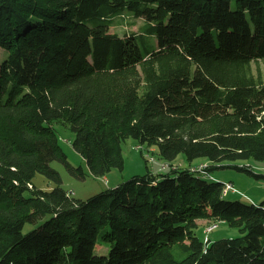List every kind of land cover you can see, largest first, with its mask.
<instances>
[{
    "label": "trees",
    "instance_id": "16d2710c",
    "mask_svg": "<svg viewBox=\"0 0 264 264\" xmlns=\"http://www.w3.org/2000/svg\"><path fill=\"white\" fill-rule=\"evenodd\" d=\"M124 12L142 35L110 32ZM0 50V264H264V201L228 200L224 183L173 166L80 200L51 166L86 176L60 124L95 177L124 170L134 139L169 163L264 178L221 165L264 161V0H0ZM201 219L241 236L205 243Z\"/></svg>",
    "mask_w": 264,
    "mask_h": 264
},
{
    "label": "rangeland",
    "instance_id": "374dc122",
    "mask_svg": "<svg viewBox=\"0 0 264 264\" xmlns=\"http://www.w3.org/2000/svg\"><path fill=\"white\" fill-rule=\"evenodd\" d=\"M90 24L92 23L90 22ZM144 24L145 21L143 18H136L132 14L124 12L121 15H117L112 18L110 32L117 33L118 35L123 37L133 33L136 35H142ZM148 39V50L152 51L157 48V40L152 37H149ZM142 51L143 53H146L145 47H142ZM0 55H4L2 50H0ZM56 129L59 134L60 144L68 155L69 161L75 167L82 166L86 176L85 178L73 176L69 172L67 167L63 163L58 161L51 163V166L53 169L59 172L62 178V187L67 192L71 193L72 197L80 200H87L109 188L116 187L122 183L129 181L134 176L144 175L147 173V171L164 173L168 172L171 166H173L174 169L178 167L188 169L189 167L191 168L190 165H196L201 161L203 163L197 166L203 164H208L209 166V161L204 158H199L194 160L193 162H190L184 154H180L173 163H169L160 158V156L158 155L157 147L148 148L146 145H142L137 140L128 139L122 143L123 156L125 159L124 170L121 171L119 169H113L106 176L95 177L89 171L82 156L78 154L72 146V141L75 134L72 133L70 129L60 124H56ZM164 165H170V168H163ZM221 165H247L251 167L255 174L264 175V161H256L254 159H250L247 161H240L236 163L223 162L221 163ZM212 176L216 181L222 183H231L237 188V190H239V194L234 195L231 193L229 196H227L228 200H240L245 203L256 201L259 204L264 201V178H257L254 175L240 171L235 167L215 169L212 172ZM34 184L38 188L44 190H50L52 189V187H54V184L42 175L36 176V178L34 179ZM34 227L35 226L31 224H27L24 232L27 233ZM210 227H214L212 229L213 231L207 234L206 230H208ZM196 233L197 236L203 241L207 236L212 240L241 236L238 228L230 227L224 222L209 219H207V221H204L201 226L199 225ZM173 251L177 258L182 257L178 249H174ZM96 252L99 255L107 254L108 246L99 245Z\"/></svg>",
    "mask_w": 264,
    "mask_h": 264
},
{
    "label": "built area",
    "instance_id": "2783aa9c",
    "mask_svg": "<svg viewBox=\"0 0 264 264\" xmlns=\"http://www.w3.org/2000/svg\"><path fill=\"white\" fill-rule=\"evenodd\" d=\"M170 168V165H164L163 168ZM208 165H200V166H197V167H191V168H195L197 170H199L200 173L202 174H205V176H212V174L208 171ZM230 193H233V194H239V190H237V188L231 184V183H228V186L227 188L225 189V195L228 196ZM70 195H72L71 193H69Z\"/></svg>",
    "mask_w": 264,
    "mask_h": 264
},
{
    "label": "bare ground",
    "instance_id": "6f19581e",
    "mask_svg": "<svg viewBox=\"0 0 264 264\" xmlns=\"http://www.w3.org/2000/svg\"><path fill=\"white\" fill-rule=\"evenodd\" d=\"M203 165H208V164H203ZM190 171L193 172V173L198 174L199 176H201V177H203V178L210 179V180H215L213 176H205V174L200 173L199 170H197V169H195V168H190ZM227 186H228V183H224V187H223V195H224V196H226V195H225V189L227 188ZM251 203L256 204L254 201H251ZM213 228H214V227H210L208 230H206V233L208 234L209 232L213 231V230H212ZM209 240H210V239H209L208 236H207V237L205 238L204 241H205V243H208Z\"/></svg>",
    "mask_w": 264,
    "mask_h": 264
},
{
    "label": "crops",
    "instance_id": "0c3cea01",
    "mask_svg": "<svg viewBox=\"0 0 264 264\" xmlns=\"http://www.w3.org/2000/svg\"><path fill=\"white\" fill-rule=\"evenodd\" d=\"M201 163H203L202 161L201 162H199L198 164H196V165H190L191 167L192 166H197V165H199V164H201ZM190 168V167H189ZM160 173V172H159ZM231 194V193H230ZM229 194V195H230ZM233 194V193H232ZM228 195V196H229ZM235 195V194H234ZM255 203H257L256 201H254ZM258 204V203H257ZM204 221H207V219H201V220H199L198 222H199V225L201 226L202 225V223L204 222ZM212 240V239H211Z\"/></svg>",
    "mask_w": 264,
    "mask_h": 264
}]
</instances>
